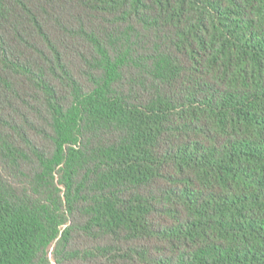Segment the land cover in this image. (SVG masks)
Returning <instances> with one entry per match:
<instances>
[{
  "label": "trees",
  "instance_id": "16d2710c",
  "mask_svg": "<svg viewBox=\"0 0 264 264\" xmlns=\"http://www.w3.org/2000/svg\"><path fill=\"white\" fill-rule=\"evenodd\" d=\"M0 264H264V0H0Z\"/></svg>",
  "mask_w": 264,
  "mask_h": 264
}]
</instances>
